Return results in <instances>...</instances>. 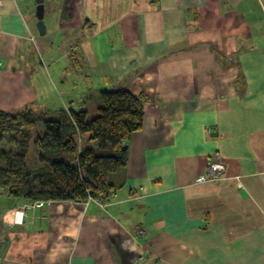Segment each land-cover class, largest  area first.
Returning a JSON list of instances; mask_svg holds the SVG:
<instances>
[{
	"label": "crops",
	"instance_id": "0c3cea01",
	"mask_svg": "<svg viewBox=\"0 0 264 264\" xmlns=\"http://www.w3.org/2000/svg\"><path fill=\"white\" fill-rule=\"evenodd\" d=\"M44 3L41 35L35 0H0V110L126 89L146 117L108 204L0 194V264H264V0Z\"/></svg>",
	"mask_w": 264,
	"mask_h": 264
},
{
	"label": "trees",
	"instance_id": "16d2710c",
	"mask_svg": "<svg viewBox=\"0 0 264 264\" xmlns=\"http://www.w3.org/2000/svg\"><path fill=\"white\" fill-rule=\"evenodd\" d=\"M102 105L89 119L83 109L61 111L55 118L34 109L0 110V194L17 201L108 204L116 187L111 175L126 169L128 144L143 129L145 102L126 89L102 91ZM42 122L44 135L34 140L40 167L28 166L32 130ZM65 155H69L67 160Z\"/></svg>",
	"mask_w": 264,
	"mask_h": 264
},
{
	"label": "built area",
	"instance_id": "2783aa9c",
	"mask_svg": "<svg viewBox=\"0 0 264 264\" xmlns=\"http://www.w3.org/2000/svg\"><path fill=\"white\" fill-rule=\"evenodd\" d=\"M226 164L223 160H220L219 163H215L212 165H209L206 172L199 175L196 183L204 184L207 182H221L222 180L226 179ZM136 196V195H135ZM32 207H39L42 208L45 206L46 202H35L32 203ZM29 208V207H28ZM31 208V207H30ZM27 207H23L21 210H16L14 212L15 215V223H23V219L26 213ZM138 235L144 234V230L141 229L140 231L137 232Z\"/></svg>",
	"mask_w": 264,
	"mask_h": 264
},
{
	"label": "rangeland",
	"instance_id": "374dc122",
	"mask_svg": "<svg viewBox=\"0 0 264 264\" xmlns=\"http://www.w3.org/2000/svg\"><path fill=\"white\" fill-rule=\"evenodd\" d=\"M96 101H98V100H96ZM101 105H102V102H101V104H99V106H101ZM86 107L89 110H93L95 107H97L96 106V102H92L91 101L89 103V105H87ZM81 108L82 107H80V109ZM66 111H70V109L67 108ZM90 118H92L91 115H90L89 119ZM44 129H45V127H44L43 123L40 122L32 130V142H31L30 149H29V151H28V153L26 155L27 156V162H28L27 164L31 168H38V167H40V164H41L40 163V155H39L40 154V149L36 146V144H34V140H36L39 136L44 135ZM0 150H12L13 152H17L18 151L17 147L14 146V145L6 146V145H3V144H0ZM65 157H66L67 160L70 158L69 155H65ZM215 163H219V162H211V163H209V165H212V164H215ZM207 168H206V170H207ZM206 170H205V172H206ZM226 170H227V166H226ZM226 177H227V173H226ZM226 179H224V180H226ZM224 180H222V181H224ZM212 182L213 183H217V182H214V181H212ZM218 183H221V182H218Z\"/></svg>",
	"mask_w": 264,
	"mask_h": 264
},
{
	"label": "water",
	"instance_id": "95a60500",
	"mask_svg": "<svg viewBox=\"0 0 264 264\" xmlns=\"http://www.w3.org/2000/svg\"><path fill=\"white\" fill-rule=\"evenodd\" d=\"M45 0H35V3H37V8L35 11L36 18L38 20L37 27H38V32L41 35H45L46 33V26L44 23L45 20Z\"/></svg>",
	"mask_w": 264,
	"mask_h": 264
}]
</instances>
